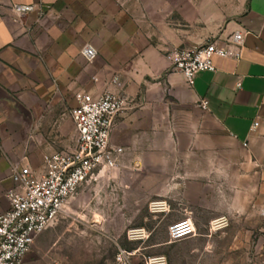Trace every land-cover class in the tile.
Listing matches in <instances>:
<instances>
[{"label": "crops", "instance_id": "crops-1", "mask_svg": "<svg viewBox=\"0 0 264 264\" xmlns=\"http://www.w3.org/2000/svg\"><path fill=\"white\" fill-rule=\"evenodd\" d=\"M16 5L32 8L19 14ZM235 30L243 32L238 58L214 56L215 69L198 72L192 85L171 70L176 48L223 40ZM85 43L97 49L92 62L81 55ZM112 77L133 99L132 108L116 117L111 134V141L124 148L119 171L171 164L167 184L179 191L180 211L192 220L194 208L207 205L190 201L206 199V176L212 173L224 178L233 194L229 210L237 207L243 186L239 167L253 172L255 194L264 199V0H245L242 10L229 18L220 9L210 13L205 3L190 0H0V213L9 205L5 190L13 185L11 163L36 169L37 176L44 172L37 155L42 147L35 141L27 144V137L32 132L42 136L61 106L73 108L79 90L116 89L109 83ZM162 136L165 143H159ZM175 136L186 137V143H175ZM207 159L223 162L225 168L207 170ZM100 179L91 183L109 178ZM244 189L240 191H250ZM116 196L105 194L103 209L86 210L88 225L92 233L122 243L128 264H146L145 257L153 256L150 249L163 242L153 241L150 229L141 225L148 236L125 235L140 210L125 209L126 196ZM78 200L77 194L69 213H79Z\"/></svg>", "mask_w": 264, "mask_h": 264}, {"label": "rangeland", "instance_id": "rangeland-1", "mask_svg": "<svg viewBox=\"0 0 264 264\" xmlns=\"http://www.w3.org/2000/svg\"><path fill=\"white\" fill-rule=\"evenodd\" d=\"M190 2L205 3L207 12L210 13L220 9L225 18L238 14L245 4V0H190ZM80 92L79 90L75 95ZM71 108L72 106L68 105L61 106L57 117L50 122L49 129L43 132L42 136L34 137L32 132L27 137V144L35 141L42 147L37 155L43 168L45 153L70 152L76 145V134L70 117ZM178 117L177 123H180L183 119ZM174 139L178 144H185L187 141V138L182 136H175ZM158 140L159 143H165L166 138L162 136L158 137ZM241 156L239 151V159ZM15 163L17 162L10 165L9 176ZM204 165L207 170L225 168L224 163L217 160L211 163L207 159ZM177 170L183 171L182 168ZM32 171L34 174L37 173L36 169ZM171 172V164L163 163V166L154 168L147 165L118 170L114 175L115 179L93 183L90 181L84 184L77 193L79 213L70 212L57 224L40 233L26 256V264H53V260H115L119 250L124 249L122 243L109 242L105 233H92L94 230L88 225L91 219L85 214L86 210L103 209L105 194L125 195L124 208L140 210L139 215L125 229V235L136 231L142 232V227L150 229L152 240L163 242V245L150 249L152 257L164 256L165 260H170V264H264V199L255 194L251 170L239 167V184L242 182L243 186L239 185L237 207L230 210L229 197H233V194L231 195L229 187L223 184L224 178L216 173L207 175V184L204 186L206 199L199 202L190 201V205L197 203L207 205L203 209L194 208L193 221L196 227L194 237L177 241H170L168 226L186 217L180 211L181 202L177 200L180 197L179 191H173L171 185L167 184ZM42 173L40 172L39 176ZM11 187L12 185L5 190L7 200V191ZM244 187L250 191L241 192L240 189L243 190ZM117 204L116 200L112 202L113 206ZM118 219L116 218V226L120 225ZM124 219L122 218V221ZM210 226H214L215 229L208 231ZM85 229H89L90 232ZM146 231L142 237L149 235ZM148 258L145 257L146 260Z\"/></svg>", "mask_w": 264, "mask_h": 264}, {"label": "built area", "instance_id": "built-area-1", "mask_svg": "<svg viewBox=\"0 0 264 264\" xmlns=\"http://www.w3.org/2000/svg\"><path fill=\"white\" fill-rule=\"evenodd\" d=\"M31 5H16L19 14ZM243 32L235 30L226 39L212 38L172 51L171 68L192 85L196 74L214 70V56L238 58L242 52ZM90 43L81 48L87 62L97 57ZM116 89L104 88L98 93L80 92L70 117L76 134V145L70 152L53 151L43 155L44 172H34L18 163L12 165V187L7 191L8 208L0 213V264H26V256L37 236L69 214V206L84 184L100 178H114L124 148L111 141L116 117L132 108L133 99L123 83L112 77ZM202 107L206 101L201 102ZM256 124V122H255ZM162 206V205H160ZM131 232V236L143 235ZM196 228L190 217L168 226L170 241L193 236ZM129 252L120 249L113 264H128ZM53 264H59L54 261ZM146 264H166L164 256L149 257Z\"/></svg>", "mask_w": 264, "mask_h": 264}]
</instances>
